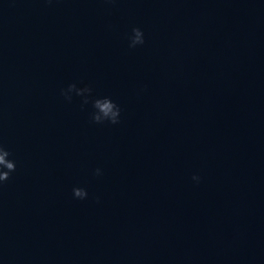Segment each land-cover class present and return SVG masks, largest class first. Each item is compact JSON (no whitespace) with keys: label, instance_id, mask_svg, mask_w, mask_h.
I'll return each instance as SVG.
<instances>
[{"label":"water","instance_id":"obj_1","mask_svg":"<svg viewBox=\"0 0 264 264\" xmlns=\"http://www.w3.org/2000/svg\"><path fill=\"white\" fill-rule=\"evenodd\" d=\"M0 142V264H264V0H0Z\"/></svg>","mask_w":264,"mask_h":264},{"label":"clouds","instance_id":"obj_2","mask_svg":"<svg viewBox=\"0 0 264 264\" xmlns=\"http://www.w3.org/2000/svg\"><path fill=\"white\" fill-rule=\"evenodd\" d=\"M129 48H135L145 43L144 30L139 26H133L127 33ZM60 95L65 101L71 102L74 97H79L81 107L90 103L89 120L95 124H118L121 120L122 108L110 95H93V88L88 83L69 82L60 88ZM17 161L13 157L11 150L0 142V185H3L16 170ZM92 175L99 177L103 175V169L96 167L92 170ZM192 180L199 182L200 176L192 174ZM72 195L76 199L86 200L89 198L88 189L84 186L74 185ZM98 200L99 197H96Z\"/></svg>","mask_w":264,"mask_h":264}]
</instances>
